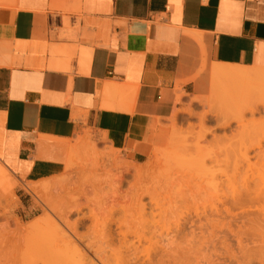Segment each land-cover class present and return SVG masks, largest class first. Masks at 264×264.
<instances>
[{
  "label": "crops",
  "instance_id": "1",
  "mask_svg": "<svg viewBox=\"0 0 264 264\" xmlns=\"http://www.w3.org/2000/svg\"><path fill=\"white\" fill-rule=\"evenodd\" d=\"M252 79L264 0H0V168L59 177L85 133L145 163L182 104Z\"/></svg>",
  "mask_w": 264,
  "mask_h": 264
},
{
  "label": "rangeland",
  "instance_id": "2",
  "mask_svg": "<svg viewBox=\"0 0 264 264\" xmlns=\"http://www.w3.org/2000/svg\"><path fill=\"white\" fill-rule=\"evenodd\" d=\"M218 85L220 86L216 97L195 98L192 103L182 104V108L175 111L170 120V134L166 143L157 148L145 162L148 163L150 160L153 162L157 156L160 158L162 155L160 160L157 159L159 162L157 172L165 173L170 165L169 160L166 162V159L175 156L172 154L180 151L177 146L173 149L175 142L192 147L194 145V150L192 149L188 153V157L204 162L197 166L194 165V167L190 166L191 169H186L174 179L164 182L163 188L156 197L143 196L141 204L145 205V218L140 216L135 218L134 216V219L132 217L137 212L131 196L132 191L141 182L137 174L139 168L145 163L137 164L124 158L121 150L111 146L106 139L95 140L90 133L83 134L81 139L79 138L76 142L71 140L72 145L78 144L77 150L72 153L73 162H70L69 167L65 165V170L59 177L31 184V182H24L16 176L14 177L3 166L6 175L4 179H0L2 184V186L0 184V246L2 247H0V264H58L52 255L45 254L46 244L55 235L57 236H55V240L53 239L54 242L56 238L57 241L64 238L78 241L69 232H67V236L49 226L42 227V232L40 229L35 230L34 233L21 232L15 229L13 220L9 221L8 228H11L9 232L6 225L9 205L4 195L9 188L14 189L17 205L15 216L21 220L23 226L29 225L37 217L48 216V212L45 213L46 209L42 207L46 202L66 211L81 207L82 214L73 213L70 215L71 223L90 213V208H95V212L97 210L98 213H93L92 209V214H97L100 222L107 216L111 217L109 220L112 219L110 221L112 235L109 234L116 237H112L113 240L110 235V237L107 235L109 237L107 240L106 234L108 233L104 235L100 232L105 229L102 230V227L98 226L101 224L97 219L98 216L96 217L97 223L94 224H98V227L95 226L94 231H92L94 225L90 220L85 221V226L80 228L81 230L78 229L83 249L87 245L90 246L91 243L93 250L98 252V247L101 249L100 247L103 245L104 248L110 245L107 249H102V254H108L107 259L111 264H116L114 255L111 253L116 254L115 251L120 246L122 236L119 235V231L123 223L128 226L125 225V228L122 225L121 230L125 231L126 229L128 232L125 231L127 233L125 242L128 244L129 251H126L125 242H122L121 246L125 247L122 250L126 257H123L125 261L127 258L128 263L132 257V260L137 257L136 253H139L140 260H138L139 258L134 261L130 260L132 263L264 264V141L260 148H254L263 138L264 79H252L246 83L222 81ZM243 94L246 102L239 105L238 100ZM239 107L248 108L245 109L243 123H239L237 118ZM254 125H257L259 129L258 134L253 133ZM174 150L175 152L172 153ZM170 151H172L171 156L168 154ZM90 153L91 155H89ZM70 157L71 154L69 160ZM165 157L167 158L165 159ZM0 167L2 166L0 165ZM89 170L90 174L97 175V179L94 176L89 177L91 176L87 174ZM120 173L121 175L123 173L125 179L120 182L121 185H117L113 179L118 178ZM61 180H64L65 184L57 183L58 186H53L54 182ZM90 182L93 183L89 184ZM82 183H84V187ZM30 186L34 187L35 192L29 190ZM81 186L83 191L80 190ZM111 186L118 187L116 189L119 191H116L115 188L113 190ZM112 191L117 193L113 195ZM105 195H108V198ZM102 203L105 205L104 209ZM7 209L8 211H6ZM102 209H106V212ZM108 217L106 222H108ZM90 229L92 230L88 231ZM3 230L5 231L3 232ZM129 232L130 234L137 232L138 237H141L142 244L139 243L137 235H130ZM51 233L53 234L51 235ZM103 233L105 232L103 231ZM61 234L63 236L59 237ZM44 238L45 240H43ZM42 240L45 245L42 244ZM2 242L3 245H1ZM137 249L139 251H136ZM105 250H109L108 253ZM70 251H72V247ZM134 252L135 254L131 256V253ZM99 253L101 254V250ZM135 255L136 257H134Z\"/></svg>",
  "mask_w": 264,
  "mask_h": 264
},
{
  "label": "bare ground",
  "instance_id": "3",
  "mask_svg": "<svg viewBox=\"0 0 264 264\" xmlns=\"http://www.w3.org/2000/svg\"><path fill=\"white\" fill-rule=\"evenodd\" d=\"M248 109V108H247ZM246 109V110H247ZM250 109V108H249ZM251 110V109H250ZM244 115H245V111L242 109L241 111H237V118L239 119V123H243V118H244ZM235 118V117H234ZM233 118V119H234ZM259 127V126H258ZM250 129H252V128H250ZM253 133H255V134H258L259 132V129L257 128V125L255 126H253ZM262 130V129H261ZM258 132V133H257ZM260 135V134H259ZM262 136H263V138H262V140L261 141H259L258 143H257V145H255L254 146V148H260L261 146H262V141H264V130H263V133H262ZM81 139V138H80ZM85 141V140H84ZM175 142V141H174ZM83 143V142H82ZM176 144H173V149H174V147L175 146H177V148H178V150L180 149V151H178V153H176L175 152V150L172 152V151H170V152H168V154H169V156H171V154L172 153H174V154H172V155H175V156H172V157H170V158H168V159H166L167 157H165V159H166V162H167V160H169V164L170 165H168V168L169 169H167V171L165 172V173H159V172H157V166L159 165V162H157V159L159 158V156H157V159L155 158V160H153V162H151V160H150V162H148V163H145L143 166H141L140 168H139V170H138V178H139V180L141 181V182H139V184H137V186H136V188L132 191V200L134 201L133 203V205L135 206L136 205V207H134L135 208V210H136V212H137V214L136 215H134L133 214V218H134V216H135V218L137 217V216H140L141 218L142 217H144L145 218V205L144 204H141V199H142V197L143 196H145V195H147V196H149L150 198H154V197H156L157 196V194L159 193V191L163 188V185H164V182H166V181H168V180H172V179H174L179 173H181L182 171L184 172L186 169L187 170H189V169H191V168H189L190 166H193L194 167V165L195 166H197V165H199V164H201V163H204V162H202L203 160H200V159H191V158H189L188 156V153L189 152H191L192 151V149L194 148V145H193V147L192 146H188V145H186V144H178V142H175ZM171 144V145H172ZM77 145L78 144H73L72 146H71V152H70V154H71V157H70V160H69V163H68V165H67V167H69V164H70V162H73V159H72V153H74L76 150H77ZM169 145V144H168ZM85 146V145H84ZM88 146H90V145H88ZM91 146H93V145H91ZM90 146V147H91ZM172 147V146H171ZM196 147H197V145H196ZM83 148V147H82ZM169 148H170V146H169ZM176 148V147H175ZM94 149V148H93ZM196 150H198L197 148H195ZM81 150V149H80ZM87 150H90V149H87ZM194 150V149H193ZM85 151V150H84ZM91 151H92V148H91ZM167 151H169V150H167ZM172 152V153H171ZM181 152H183V153H181ZM94 154V153H93ZM161 154V153H160ZM86 155V154H85ZM89 155H91V153L89 154ZM88 155V156H89ZM87 156V155H86ZM161 156L162 155H160V158H161ZM92 157V156H91ZM94 157V156H93ZM97 157V156H96ZM156 157V156H155ZM88 159H90L89 157H87ZM153 158H154V156H153ZM160 158H159V160H160ZM113 160V159H112ZM111 160V161H112ZM80 162H81V160H80ZM85 162H86V160H85ZM85 162H84V166H85ZM93 162H94V158H93ZM100 162H101V160H100ZM158 163V164H157ZM163 163H164V160H163ZM100 164V163H99ZM161 164V163H160ZM81 165V164H80ZM82 165H83V163H82ZM87 165V164H86ZM95 166H96V163L94 164ZM78 166V165H77ZM100 166H101V164H100ZM127 166V165H126ZM83 167V166H82ZM87 167V166H86ZM99 167V166H98ZM78 168V167H77ZM79 168H81V167H79ZM94 168V167H93ZM93 168H88V169H93ZM95 168H97V167H95ZM102 168V167H101ZM82 169H85V168H82ZM86 170V169H85ZM93 171V170H92ZM91 171V172H92ZM95 171H97V170H95ZM107 171V170H106ZM87 172V171H86ZM111 172V171H110ZM264 173V172H263ZM87 174H90V170H89V173H87ZM93 174V175H92ZM92 174H90L91 176H89V177H92V176H94V173H92ZM111 174V173H110ZM5 171L2 169V168H0V179H4V177H5ZM119 175H121V173L119 174ZM118 175V178H117V180H115L116 178H114L113 180L116 182H114L113 180V183H115V184H120V182H123L124 181V175H123V173H122V175L121 176H119ZM87 176V175H86ZM86 176H84L85 178H88V177H86ZM97 175H95L94 177H96ZM115 176H117V175H115ZM136 177V178H137ZM96 179H97V177H96ZM81 180H83V178H81ZM89 180V179H88ZM91 180H93V179H91ZM90 180V181H91ZM95 180V179H94ZM93 180V181H94ZM100 180V179H99ZM3 181V180H2ZM6 181V180H5ZM96 183H97V181H95ZM98 182H100V181H98ZM263 182H264V180H263ZM5 183V182H4ZM57 183L58 184H60V185H63V184H65V181L63 180H61V181H57V182H54V184H53V186L55 185V186H58L57 185ZM85 183V182H84ZM84 183H82L83 184V187H84ZM93 182H90L89 184H92ZM1 184V183H0ZM32 184V183H31ZM34 184V183H33ZM68 184V183H67ZM66 184V185H67ZM86 184H88L87 182H86ZM114 184V185H115ZM113 185V184H112ZM121 185V184H120ZM264 185V184H263ZM1 186H2V184H1ZM116 186V185H115ZM115 186H114V188H115ZM64 187V186H63ZM85 187L86 188H88V186H86L85 185ZM112 187V186H111ZM121 187V186H120ZM55 188V187H54ZM60 188V187H59ZM58 188V189H59ZM90 188V187H89ZM92 188V187H91ZM114 188L112 187V189L114 190ZM117 189H118V187H116ZM115 188V190L116 191H119V190H117ZM82 189V186H81V188H80V190ZM29 190L30 191H34L35 192V190H34V187H32V186H30V188H29ZM38 190V189H37ZM60 190V189H59ZM85 190V189H84ZM39 191V190H38ZM62 191V190H61ZM64 191V190H63ZM81 191H83V189L81 190ZM87 192L89 191V190H86ZM116 191H114L115 193H117ZM37 192V191H36ZM40 192H41V190H40ZM39 192V193H40ZM46 192V191H45ZM71 192V191H70ZM263 192H264V190H263ZM15 192H14V189L13 188H9L8 190H6L5 191V198H6V200H7V202H8V205H9V212H7L8 213V216H7V222H6V225H7V229H9V232H10V227L8 228V226H10L9 225V221H11V220H13L15 223H14V225L16 226L15 227V229L16 230H19V231H27V232H33L34 233V231L35 230H38V229H40L41 230V228L42 227H45V226H49L51 229H53L54 228V230H57L58 232H61L62 234H64V235H67L68 233L67 232H69L71 235H74L76 238H77V240L78 241H76L75 239L74 240H72L71 238H64V239H61V240H59V241H57V238H56V243L54 242V240H55V236H57V235H55L54 236V240L53 239H51V241H52V243H50L51 245H50V247L48 246V244H46L47 245V249L46 248H44V249H46V250H48V251H44L43 249V251L45 252V254L46 255H49V256H51L52 255V257H53V259L55 260V262L56 263H58V264H111L110 262H109V260L107 259L108 258V254H106V255H103L102 254V249L104 248L103 246H101L100 248L101 249H99V247L97 248L99 251L97 252V251H94L93 250V248H92V246H91V243H90V240H89V243H87V244H89L90 246H85L84 247V249L81 247L82 246V242H81V240H82V238H80L79 236H78V229H80V228H82V227H84L85 226V221H88V220H90V222H92V225H94V224H96L97 222H96V217L98 216L97 214L95 215V214H92V209L93 208H90L91 209V212L90 213H88L87 215H83L84 217H81V218H78V219H76L73 223H71L70 222V220H69V218H70V215L71 214H73V213H77V214H82V208L81 207H76V208H74V209H71V210H68V211H66V210H63V209H58V208H56L57 206H56V204H54L56 207H54L52 204H49V203H47L46 202V204H44V206H42V207H44L45 209H46V211H45V213H47L48 212V216H45V217H42V216H40V217H37L36 219H34L29 225H27V226H23V224L21 223V220L20 219H17V217L15 216V209H16V203H15V201H16V196H15V194H14ZM38 193V194H39ZM42 193V192H41ZM50 193V192H49ZM84 193V192H83ZM109 194H111L112 195V193H113V191H112V193H110V192H108ZM115 193H113V195L115 194ZM119 193V192H118ZM43 194V193H42ZM63 194V193H62ZM87 194V193H86ZM108 194V195H109ZM259 194V193H258ZM108 195L106 196L105 195V197H107L108 198ZM112 195V196H113ZM38 196V195H37ZM44 196V195H43ZM49 198V197H48ZM43 200V199H42ZM47 200V199H46ZM51 200V199H50ZM49 201V200H48ZM104 203H102V208L104 209V206L105 205H103ZM133 205H132V207H133ZM99 207H100V205H99ZM113 207H115V206H113ZM101 209V208H100ZM102 209V210H103ZM102 210H100V211H102ZM111 210H115V209H111ZM127 210V209H126ZM130 210H132V209H130ZM6 211H8V209L6 210ZM93 213H98L97 212V210H96V212H95V208L93 209ZM103 211H105L106 212V209L105 210H103ZM102 211V212H103ZM104 212V213H105ZM112 212V211H111ZM111 212H110V214H111ZM126 212V211H125ZM127 213V212H126ZM245 213V212H244ZM247 213V212H246ZM103 214V213H102ZM101 215V214H100ZM105 215V214H104ZM112 215V214H111ZM53 216H54V218H53ZM103 217V216H102ZM108 217V216H107ZM106 217V218H107ZM106 218L104 219V220H102L101 219V221L102 222H100L99 220V216L97 217V219H98V221L101 223H99L100 225H98V226H101L102 227V230L103 229H105V230H103L105 233H103V231H100V228H99V231L100 232H102V234H106V233H108V234H106V237H107V235L109 236L111 233H112V229L110 230V225H111V223H110V221L112 220V219H110L109 220V218H111V217H108V222H106ZM132 218V219H133ZM134 218V219H135ZM131 219V220H132ZM106 222V223H103V222ZM133 221V220H132ZM121 221H119V223H120ZM125 222V221H124ZM87 223V222H86ZM126 223V222H125ZM127 223H129V222H127ZM91 224V223H90ZM121 224V223H120ZM131 224V223H130ZM5 225V226H6ZM91 225V226H92ZM97 225H94L93 227H92V229H90V230H88V231H94L95 230V228L96 227H98ZM124 227H125V225L127 226V224H122ZM121 225V226H122ZM88 226V225H87ZM90 226V227H91ZM96 226V227H95ZM121 226H120V233H119V235H121L122 236V240L120 241V246H119V248L118 247H116V248H118L117 249V251H115V250H113V251H115L116 252V254L114 253V254H112L111 253V255H114V263H116V264H131L132 263V261H134V260H137L138 258V260H140V257H138V254L139 253H136L137 254V257H136V255L134 256V257H136L134 260H132L133 259V257H132V259H130V260H132V261H130L129 260V263L127 262V258H126V261H125V258L124 257H126V256H124L125 254L123 253V247H124V245L123 246H121L122 244V242H125V240H126V238H127V231H126V229H125V231L127 232V233H125V231L123 230H121ZM49 227H47V228H49ZM90 227H88V228H90ZM123 227V228H124ZM128 227V226H127ZM46 228V227H45ZM87 228V227H86ZM126 228V227H125ZM14 229V230H15ZM85 229V228H84ZM128 229V228H127ZM6 230V229H5ZM5 230H3V232L5 231ZM13 230V231H14ZM45 230H47V229H45ZM53 230V231H54ZM81 230V229H80ZM98 230V229H97ZM96 230V231H97ZM8 231V230H7ZM26 232V233H27ZM41 232H42V230H41ZM111 232V233H110ZM139 232V231H138ZM44 233H46V232H44ZM110 233V234H109ZM135 233V234H134ZM140 233V232H139ZM5 234V233H4ZM29 234V233H28ZM53 233H51V235H52ZM55 234H57V233H55ZM61 234V236H59V237H62L63 235ZM94 234V233H93ZM101 234V233H100ZM99 234V235H100ZM102 234H101V236H102ZM129 234H130V232H129ZM132 235H137L138 233L137 232H133V233H131ZM130 234V235H131ZM141 234V233H140ZM13 235V234H12ZM58 235H60V234H58ZM112 235V234H111ZM110 235V236H111ZM68 236V235H67ZM109 236V237H110ZM47 237V236H46ZM83 237H85V236H83ZM105 237V236H104ZM109 237H107V240H109ZM113 236H111L110 238H112ZM5 238L7 239V236H6V234H5ZM113 238H116V237H113ZM113 238H112V240H113ZM137 238L139 239V243L140 244H142L141 242V237H138V235H137ZM12 239V238H11ZM59 239V238H58ZM4 240V239H3ZM9 240V239H8ZM18 240V239H17ZM43 240H45V238L43 239ZM42 240V241H43ZM48 240V239H47ZM102 240H103V238H102ZM127 241H129V240H127ZM54 242V243H53ZM99 242H100V240H99ZM101 242H103V241H101ZM7 243V242H6ZM108 243V242H107ZM126 243V242H125ZM124 243V244H125ZM133 243V242H132ZM42 244H44L45 245V243H44V241H43V243ZM42 244H41V246H42ZM81 244V245H80ZM103 244H104V242H103ZM1 245H3V242H2V244ZM12 245V244H11ZM10 245V246H11ZM16 245V244H15ZM127 243H126V251L128 252L129 251V248H127ZM132 245V244H131ZM94 246V245H93ZM108 246H110V245H108ZM108 246H105L106 248H104V249H107V247ZM133 246H134V243H133ZM1 247V246H0ZM12 247V246H11ZM10 247V248H11ZM49 247V248H48ZM72 247V251H70V248ZM124 247V248H125ZM2 248V247H1ZM115 248V249H116ZM95 250H96V246H95V248H94ZM114 249V248H113ZM100 250H101V254L99 253L100 252ZM109 250H111V249H109ZM108 250V251H109ZM119 250V251H118ZM124 250V251H125ZM107 250H105V252H106ZM108 251H107V253H108ZM136 251H139V249H137ZM135 251V252H136ZM48 252V253H47ZM127 252H125V253H127ZM135 252L134 253H131L130 255L131 256H133L134 254H135ZM141 253H142V251H140ZM149 252V251H148ZM103 253H104V250H103ZM147 253V252H146ZM110 254V253H109ZM124 254V255H123ZM43 255H44V253H43ZM140 255V254H139ZM124 256V257H123ZM147 256H148V254H147ZM112 257V256H111ZM127 257H130V256H127ZM113 259V258H112ZM147 260H149V259H147ZM148 262H150V260L148 261ZM51 263H52V261H51ZM136 263V262H135ZM135 263H132V264H135ZM53 264V263H52ZM141 264H143V263H141Z\"/></svg>",
  "mask_w": 264,
  "mask_h": 264
}]
</instances>
